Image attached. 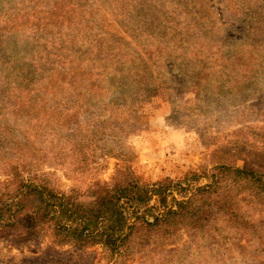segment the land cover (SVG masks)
I'll return each instance as SVG.
<instances>
[{
  "label": "rangeland",
  "instance_id": "rangeland-1",
  "mask_svg": "<svg viewBox=\"0 0 264 264\" xmlns=\"http://www.w3.org/2000/svg\"><path fill=\"white\" fill-rule=\"evenodd\" d=\"M95 1L98 32L108 40L109 53L94 58L92 52L89 60L101 62L105 77L92 82L87 100L77 104L74 118L57 131L51 92L79 84L76 71L87 59L86 50L69 46L68 37L52 48L50 58L60 71L58 84L47 85L50 93L45 95H26L21 102L0 107V121L9 116L1 135L5 138H0V185L11 168H18L24 178L47 177L62 193L73 189L83 193L96 182H109L118 162L104 158L97 170L102 165L104 169L97 173L89 161L83 168L76 159L81 136L77 129L86 115L105 113L117 102L134 98L144 104L137 113L143 124L138 123L130 133L134 136L126 140L136 151L144 182H177L189 169L220 163L264 174V26L246 30L220 0ZM43 4L51 2L0 0V40H7V46L0 47V60L12 56L9 41L15 34L22 38L17 47H23L31 31L27 25L17 33L8 28L16 19L21 23L25 14L28 19L38 14ZM14 13L20 16L13 19ZM43 34L44 30L34 33L39 38ZM232 52L234 62L227 59ZM233 63L249 74L234 78ZM86 152L82 149V154ZM247 211L256 232L264 236V211ZM187 243L112 260L99 248L75 253L55 249L45 239L38 245L7 247L3 255L9 258L5 264H264V251H258L251 238L230 243L212 235L206 242L190 247Z\"/></svg>",
  "mask_w": 264,
  "mask_h": 264
},
{
  "label": "trees",
  "instance_id": "trees-1",
  "mask_svg": "<svg viewBox=\"0 0 264 264\" xmlns=\"http://www.w3.org/2000/svg\"><path fill=\"white\" fill-rule=\"evenodd\" d=\"M43 1L51 5L43 4L30 19L25 14L21 23L16 19L20 15L13 14L16 21L8 31L16 29L17 33L25 25L31 31L23 47H17L22 38L15 34L9 41L12 56L6 62L0 60V70L4 71L0 72V107L21 102L26 95L50 93L46 86H56L60 73L50 58L52 48L68 37L69 46L86 50L87 61L76 71L84 83L80 79L79 84L59 85L55 94L51 92L56 102L55 128L60 131L74 118L77 104L93 91L92 82L105 77V69L99 68L101 62L91 63L89 56L92 52L93 57L107 55L109 43L98 32L95 0ZM220 1L246 30H258L254 28L257 24L264 26V0ZM43 30L40 38L34 35ZM3 45L7 46V40H0V47ZM29 47L37 49L29 51ZM227 59L234 62L235 53H228ZM233 65L237 67L234 78L249 74L239 64ZM143 106L139 98L122 100L105 113L86 115L77 129L81 136L76 159L83 168L86 161L93 170L101 167L104 158L118 162L107 183L96 182L83 193L75 189L62 193L47 177L24 178L18 168L10 169L6 182L0 185V264L9 259L3 255L7 247L38 245L45 239L55 249L70 248L75 253L99 248L112 260L133 252L145 254L155 248L175 247L184 240L190 247L196 241H208L212 235L230 243L251 238L258 243L257 250L264 251V236L256 232L252 214L247 211H264V174L220 163L212 168L189 169L177 182H144L138 173L136 151L126 140V136H134L130 133L138 129V123L143 124V117L137 114ZM7 121L9 116L0 121L3 139ZM82 149L87 152L82 154ZM103 169L104 165L92 172Z\"/></svg>",
  "mask_w": 264,
  "mask_h": 264
}]
</instances>
